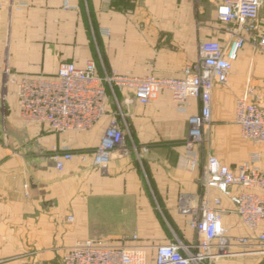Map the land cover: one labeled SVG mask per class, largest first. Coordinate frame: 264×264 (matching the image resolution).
Listing matches in <instances>:
<instances>
[{
  "label": "crops",
  "instance_id": "crops-1",
  "mask_svg": "<svg viewBox=\"0 0 264 264\" xmlns=\"http://www.w3.org/2000/svg\"><path fill=\"white\" fill-rule=\"evenodd\" d=\"M19 3L0 0V51L12 71L0 104V264H57L68 247L88 239L145 246L149 263L156 246L192 245L197 234L178 213L177 202L180 195L196 199L198 194L200 168L188 169L184 148L187 120L200 111L198 100H188L182 111L169 92L147 105L128 91L115 93L116 104L108 93L106 114L91 131L58 135L21 122L15 83L22 76L53 75L61 63L82 69L89 61L98 75L106 70L178 78L196 62L200 43L224 41L216 13L220 0ZM248 90V101L257 99L264 110V51L250 43L239 52L227 84L213 86L210 122L198 150L201 166L213 156L234 169L258 152L264 170V142L254 145L242 138L235 123L236 100ZM118 107L130 141L126 153L113 154L102 174L93 168L90 153ZM62 147L73 158L60 171L51 157ZM81 153L89 154L85 162ZM208 197L219 199L226 211L221 222L228 235L253 243L214 264H264L261 247L254 246L258 232L241 222L233 203L217 189H209Z\"/></svg>",
  "mask_w": 264,
  "mask_h": 264
},
{
  "label": "built area",
  "instance_id": "built-area-1",
  "mask_svg": "<svg viewBox=\"0 0 264 264\" xmlns=\"http://www.w3.org/2000/svg\"><path fill=\"white\" fill-rule=\"evenodd\" d=\"M110 3L113 0H103ZM26 6V0H19ZM264 0H220L217 20L223 25L224 41L210 40L198 46L196 62L184 67L178 78L136 77L118 75L104 70L98 75L94 62L84 68L73 63H61L55 74L22 76L15 83L18 116L22 123L43 126L53 134L86 133L106 114L108 93L117 104L115 93L128 91L133 99L147 105L158 99L162 92H169L174 103L185 111L187 102L200 103L199 114L187 120L188 132L184 142L188 169L200 168L198 194L180 195L178 213L197 234L190 246L182 244L155 247L154 262L147 261L145 246L108 244L85 240L68 247L57 264H214L221 258L238 254L236 247L253 246L247 238L228 235L221 218L226 212L219 199L210 202L209 189H217L230 199L234 213L252 232L257 233L254 246L264 253V170L259 167L258 152L232 169L209 156L204 165L199 164L198 150L203 143V131L210 122L211 93L215 84L225 85L239 52L250 43L264 51ZM106 33V32H104ZM12 71L7 57L0 51V104L6 101V91ZM247 94L236 100L235 123L242 138L254 145L264 142V110L258 100L248 101ZM130 141L129 127L120 108L111 117L98 146L92 151V166L104 174L113 154L124 155ZM88 153H81L85 162ZM73 158L68 147H62L51 157L57 170L63 162ZM25 189L28 185L24 186ZM237 188L238 193L231 189ZM27 195V194H26ZM137 237L133 236L132 241Z\"/></svg>",
  "mask_w": 264,
  "mask_h": 264
},
{
  "label": "rangeland",
  "instance_id": "rangeland-1",
  "mask_svg": "<svg viewBox=\"0 0 264 264\" xmlns=\"http://www.w3.org/2000/svg\"><path fill=\"white\" fill-rule=\"evenodd\" d=\"M263 14H264V10L261 12V15L263 16ZM222 29H223V26H222ZM254 48V47H253ZM255 49V48H254ZM257 50V49H256ZM10 85V84H9ZM7 92H8V89H7V91H6V96H7ZM203 135H204V133H203Z\"/></svg>",
  "mask_w": 264,
  "mask_h": 264
},
{
  "label": "trees",
  "instance_id": "trees-1",
  "mask_svg": "<svg viewBox=\"0 0 264 264\" xmlns=\"http://www.w3.org/2000/svg\"><path fill=\"white\" fill-rule=\"evenodd\" d=\"M129 127V126H128ZM130 131V130H129Z\"/></svg>",
  "mask_w": 264,
  "mask_h": 264
}]
</instances>
